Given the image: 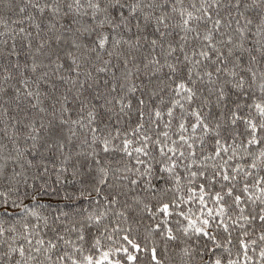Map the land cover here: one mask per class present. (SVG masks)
Returning <instances> with one entry per match:
<instances>
[{
  "label": "snow or ice",
  "instance_id": "snow-or-ice-1",
  "mask_svg": "<svg viewBox=\"0 0 264 264\" xmlns=\"http://www.w3.org/2000/svg\"><path fill=\"white\" fill-rule=\"evenodd\" d=\"M0 264H264V0H0Z\"/></svg>",
  "mask_w": 264,
  "mask_h": 264
},
{
  "label": "trees",
  "instance_id": "trees-1",
  "mask_svg": "<svg viewBox=\"0 0 264 264\" xmlns=\"http://www.w3.org/2000/svg\"><path fill=\"white\" fill-rule=\"evenodd\" d=\"M52 202H53V204H55V202H56V198L55 197L52 198Z\"/></svg>",
  "mask_w": 264,
  "mask_h": 264
}]
</instances>
